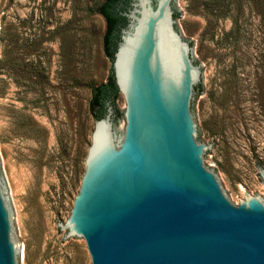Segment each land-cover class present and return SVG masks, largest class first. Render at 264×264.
Returning <instances> with one entry per match:
<instances>
[{"label":"rangeland","instance_id":"1","mask_svg":"<svg viewBox=\"0 0 264 264\" xmlns=\"http://www.w3.org/2000/svg\"><path fill=\"white\" fill-rule=\"evenodd\" d=\"M104 0H0L1 180L19 264H91L65 226L86 170L91 89L106 81ZM174 29L201 71L194 122L207 169L234 206H264V0H175ZM173 14V16H174ZM118 93L114 144L124 135Z\"/></svg>","mask_w":264,"mask_h":264},{"label":"water","instance_id":"2","mask_svg":"<svg viewBox=\"0 0 264 264\" xmlns=\"http://www.w3.org/2000/svg\"><path fill=\"white\" fill-rule=\"evenodd\" d=\"M175 8L130 0L123 13L111 73L124 135L114 144L108 106L94 122L68 235L84 239L91 264H264V206L254 197L234 206L207 169L212 152L194 122L202 73L173 27ZM0 264H19L1 155Z\"/></svg>","mask_w":264,"mask_h":264},{"label":"trees","instance_id":"3","mask_svg":"<svg viewBox=\"0 0 264 264\" xmlns=\"http://www.w3.org/2000/svg\"><path fill=\"white\" fill-rule=\"evenodd\" d=\"M130 0H104L97 8V13L105 22V31L102 38V47L104 54L113 62L114 53L119 41V33L122 27L126 24V18L123 13L129 7ZM178 14L175 13L173 18L176 19ZM4 41L3 30H0V44ZM191 46V43H189ZM194 91L197 94L201 92V86L195 87ZM118 89L115 85L113 75L110 74L106 81L94 86L91 89L89 99V111L92 114L94 121L102 118L108 106H111L114 111L115 121L119 115L115 109V100L118 95Z\"/></svg>","mask_w":264,"mask_h":264},{"label":"bare ground","instance_id":"4","mask_svg":"<svg viewBox=\"0 0 264 264\" xmlns=\"http://www.w3.org/2000/svg\"><path fill=\"white\" fill-rule=\"evenodd\" d=\"M167 40V41H166ZM168 38L166 37V39H165V43H167V45H168V52H170V53H172V51H173V47L172 46H169V43H168Z\"/></svg>","mask_w":264,"mask_h":264}]
</instances>
